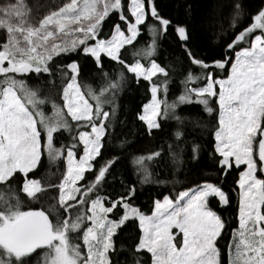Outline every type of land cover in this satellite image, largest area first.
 Instances as JSON below:
<instances>
[{
    "label": "snow or ice",
    "instance_id": "obj_1",
    "mask_svg": "<svg viewBox=\"0 0 264 264\" xmlns=\"http://www.w3.org/2000/svg\"><path fill=\"white\" fill-rule=\"evenodd\" d=\"M113 13L118 20L104 33V21ZM28 17L23 0L0 6L4 33L0 41V264H113L114 237L128 222H138L140 231L138 243L130 250L133 264H143L138 257L144 253L150 254L151 264H223L218 241L227 222L211 207L213 199L221 207L231 203L221 183L204 182L175 198L157 199L151 215L135 205V184H124L115 195L104 191L118 157L106 158L102 150L114 132L115 90L126 76L121 71L100 94L91 87L82 91V67L72 54L90 58L105 77L109 76L104 72L107 58L137 83L148 82L151 99L138 119L149 135L161 128L160 118L172 115L180 120L175 111L181 105L199 104L209 116L218 111L214 129L218 174L227 177L239 170V227L228 245V264H264V9L235 35L225 56L211 62L197 57L188 47L186 28L175 26L190 63L203 71L188 70L181 80L183 90L172 102L167 99L169 71L151 59L157 38L172 23L161 14L156 0H70L38 24ZM141 26L152 37L143 51L147 66L140 59L126 62L121 52L141 35ZM256 30L259 34H254ZM31 79L54 89L62 101L51 100V116L41 107L50 102L41 94L43 85L32 87ZM109 89L111 96L102 99ZM106 104L111 107L106 109ZM196 126L202 125L197 121ZM63 132L70 134L71 142L56 147L57 134ZM183 136L178 129L175 137L180 143L168 146L173 163H183ZM199 151L200 145L193 143L192 160L199 159ZM44 153L49 159L63 156L65 161L66 171L56 186L57 202L47 209L24 210L20 193L39 201L46 191L40 179L29 176ZM156 158H161V151L132 158L137 174L143 173L141 183L152 175L145 161Z\"/></svg>",
    "mask_w": 264,
    "mask_h": 264
},
{
    "label": "trees",
    "instance_id": "obj_2",
    "mask_svg": "<svg viewBox=\"0 0 264 264\" xmlns=\"http://www.w3.org/2000/svg\"><path fill=\"white\" fill-rule=\"evenodd\" d=\"M63 2L64 0H31V4L34 5L29 7V12L32 15H46L51 12L49 10ZM156 2L161 14L172 22L167 33L157 38L155 54L151 57L169 71L167 97L169 102H172L183 90L181 80L188 70H191L193 74L203 71L190 63L182 47V42L175 32V26L185 27L189 35L188 47L197 57L211 62L224 57L229 51L227 46L235 35L254 23V16L264 9V0H156ZM2 4H5L4 0H0V6ZM238 4L240 5L239 10L236 8ZM117 20L116 14H110L104 21L103 32L108 33L111 23ZM141 27L142 32L137 40L132 45H126L121 52L126 62L140 59L141 63L147 66L149 60L144 58L143 51L150 45L152 37L146 28ZM3 39L4 33L0 31V41ZM136 51H140L141 55L134 56L133 53ZM71 58L79 60L81 64L82 73L79 83L82 85V91L91 87L97 94H100L101 89L108 88L111 81L116 79L121 71L126 76L122 87L115 90L113 99L115 116L112 117L114 132L107 137L106 149L102 150L106 158L118 157L116 164L113 165L112 175L108 177L107 184L104 186V191L115 195L124 190V184H135L137 189L135 205L146 215H151L154 210V201L157 199L162 201L164 196L175 198L180 191L193 188L204 182L221 183L229 193L231 203L221 207L213 199L211 207L227 222L222 238L218 241V246L221 250L223 264H228V245L233 241V230L239 227V188L236 183L239 170L232 171L227 177L218 174L219 169L216 163L218 157L214 156V129L218 111L209 116L199 104L181 105L175 111V115H178L180 120L175 119L172 115L167 119L160 118L161 128L154 129L149 135L146 126L138 119V114L142 112V106L151 99L148 82L140 80L137 83L132 74L127 73L126 69H123L117 62L107 58L104 59V72L109 74L108 77H105L95 67L90 58L82 54L79 56L72 54ZM232 58L234 60V53ZM64 60L69 61L70 58L64 57ZM220 76L226 78L224 73H221ZM159 79L164 78L160 76ZM154 80H157V77H154ZM29 84L36 87L43 85V82L31 79ZM60 84L61 81L57 78V87ZM111 92L112 90L109 89L101 98L111 96ZM41 94L49 98L50 102L41 107L47 115L51 116L53 112L51 100H55L58 104H62V101L56 91L47 85L42 86ZM90 102L95 103L94 100H90ZM110 107L111 105H105L106 109ZM216 107L218 109V106ZM197 121L202 126H196ZM178 129L184 133L181 140L186 141V143H181L182 164L173 163L168 149L169 144L180 143L175 137ZM57 136L59 139L56 141V147L71 142L68 132H63L62 135L58 133ZM121 141H126V143L121 146ZM193 143L200 145L198 160L191 159ZM155 151H161V158L145 161L152 175L148 182L141 183L143 173L137 174L131 163L132 158L140 155L147 156ZM65 171L66 165L63 156L49 159L47 153H44L38 167L29 176L40 179L46 191L41 195L39 201L27 200L24 194L20 193L21 199L24 200V210L39 209L41 206L47 209L50 205H55L58 199L56 186L62 180ZM2 190L3 186L0 185V191ZM139 235L138 222L135 224L128 222L119 230L117 236L114 237L116 252L111 257L113 264H133L134 257L130 250L133 245L138 243ZM138 258L142 259L143 264H151L150 254L144 253Z\"/></svg>",
    "mask_w": 264,
    "mask_h": 264
},
{
    "label": "rangeland",
    "instance_id": "obj_3",
    "mask_svg": "<svg viewBox=\"0 0 264 264\" xmlns=\"http://www.w3.org/2000/svg\"><path fill=\"white\" fill-rule=\"evenodd\" d=\"M14 2H16V0H4V5L2 4L1 6H5V5H8V4H10V3H14ZM23 2H24V4L27 6V9H28V13H29V20H30V22L32 23V24H38V22H39V20L40 19H42L43 18V16H45V15H32L30 12H29V7H31L32 5H34V4H31V0H23ZM68 2H70V0H64V2L62 3V4H59L56 8H54V9H51V10H49V11H53V10H57L59 7H62L65 3H68ZM50 12H48L47 14H49ZM46 14V15H47ZM255 34H259V30H256V33ZM68 39L70 40L71 39V37H68ZM176 231H178V230H176ZM233 242V241H232Z\"/></svg>",
    "mask_w": 264,
    "mask_h": 264
}]
</instances>
